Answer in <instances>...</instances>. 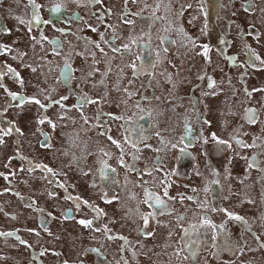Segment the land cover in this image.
I'll list each match as a JSON object with an SVG mask.
<instances>
[{
    "label": "flooded vegetation",
    "instance_id": "flooded-vegetation-1",
    "mask_svg": "<svg viewBox=\"0 0 264 264\" xmlns=\"http://www.w3.org/2000/svg\"><path fill=\"white\" fill-rule=\"evenodd\" d=\"M64 3L35 0L42 6L39 14L44 20L59 16L51 13V7ZM157 3H161L159 9ZM201 3L102 0L87 4V0H80L78 5L67 0L61 9L63 19L54 25L37 26L29 0H0V46L12 50L0 55V69L11 65L23 78L24 86L21 88L11 73L0 79V84L25 97L36 96L45 104L49 101L39 89L51 87L55 89L51 99L68 96L63 103L70 109L69 119H59V106L49 105L46 114L56 124L53 129L47 122L38 123L44 112L38 105L17 107V101H10L5 88H0V128L14 125L22 132L4 137L0 144V172H22V179L11 177L13 192L26 201L35 200V207L44 210L41 214L25 207L18 196L4 193L9 185L3 180L0 232L13 231L15 235L0 237V264H264V247L260 246L264 244V144L257 141L258 146L241 148L233 139L239 133L238 138L249 145L257 137L264 140V91L252 92L264 89V66L256 61L255 68L234 67L227 59L235 56L237 64L246 63L245 44L264 59V0H211L210 4L203 0L208 16L201 11ZM165 4L171 5L170 13ZM250 4L254 7L246 10ZM153 11L165 18L152 23ZM121 17L133 23L126 24ZM89 25L97 31H91ZM113 30L118 37L114 43L121 48L130 44V36L140 37L150 31L151 46L160 53L159 62L156 51L149 56L147 47L131 44L133 54H123L122 59L123 50L114 53L110 44L101 40L100 33H104V40L111 41ZM161 36L165 37L163 43ZM50 41H59L61 47L54 52L56 45ZM94 43H99L103 52ZM203 45L209 46L207 60L198 54ZM136 54L141 55L140 60H135ZM65 57H70L73 68L70 85L60 82ZM146 58L155 63L154 68ZM129 61L142 64L144 71L134 75L130 67H124ZM90 72L93 75L89 76ZM207 78L215 81L214 89H209ZM210 91L217 94H205ZM74 93L98 100L83 109L89 118V124L84 125L86 132L81 131L80 113L72 108L77 102ZM249 108L258 114L255 124L246 122L245 109ZM98 113H103L99 121ZM105 126L109 131L99 135ZM213 133L231 143V148L218 145ZM109 135L122 145L124 161L133 167L120 164L121 150L108 140ZM45 140L50 147H41ZM101 148L111 157L104 156ZM72 154L79 158V168ZM253 158L258 168L248 167ZM99 159L115 169L114 173L109 170L111 179H102L96 171L101 167ZM27 161L65 173L59 180L66 191L49 185L40 170L29 172ZM80 168L91 171L84 175ZM165 185L168 196L174 198L167 200L170 212L157 214L145 227L134 213L137 201H141L142 213L151 212L142 203L145 189L162 196ZM49 191L55 196H49ZM105 193L107 199H117L107 203L101 198ZM66 195L89 201L103 215L97 216L83 204L77 210L73 200L64 199ZM189 196L195 199H187ZM202 203L206 207H201ZM69 209L72 218L64 219ZM223 209L243 217L247 224L229 219ZM177 216L184 217L182 224L177 223ZM204 216L222 225L214 241L212 230L201 227L193 232L189 227L199 225ZM80 219L92 220L93 224L86 228L78 223ZM186 228L188 236L183 231ZM109 235L116 238L109 240ZM17 236L31 247L20 244ZM119 237H126L127 244Z\"/></svg>",
    "mask_w": 264,
    "mask_h": 264
},
{
    "label": "snow or ice",
    "instance_id": "snow-or-ice-1",
    "mask_svg": "<svg viewBox=\"0 0 264 264\" xmlns=\"http://www.w3.org/2000/svg\"><path fill=\"white\" fill-rule=\"evenodd\" d=\"M71 2L72 3H77L79 5L80 0H71ZM101 2H102V0H87V4L101 3ZM133 2H135V0H133ZM161 2H163V0H161ZM29 3L33 6L34 11H33V14H32V19H33V21H35L37 26H39L41 23L44 24V25H48V24H53L54 25L57 21L63 19V13L61 12V9L66 6L67 0H65L64 4H55V5H53L51 7V13H59L60 15L59 16H54V17L50 16V18L48 20L42 19V17L39 14V8L42 7V6H37L35 4V0H29ZM125 3H127V0H125ZM208 3L210 4L211 0H208ZM160 6H161V3H157L155 7H156V9H159ZM164 6H165L166 11H168L170 13L171 12V5L170 4H165ZM145 7H149V5L146 4ZM188 7H191V5H188ZM200 7H201V11L204 12L205 4L203 3V0H202V3H201ZM253 7L254 6L250 4L249 7L246 10L250 11ZM204 14L206 16L209 15L208 12H204ZM126 15H127V13H125V16ZM136 15H139V13H136ZM164 18L165 17H163V16L157 17L156 14H155V11H153L151 13L152 23H155L158 20L162 21ZM121 19L126 24H132L133 23V21L125 19V17H121ZM20 23H24V21L21 20ZM109 27H111V26H109ZM205 27H207V24L205 25ZM89 28L93 32L97 31V29L96 28H92L91 25H89ZM31 30H32V23L29 22V32H31ZM58 30L63 31V29H58ZM161 31L164 32V33H167L168 29L167 28H162ZM249 35H252V33L250 32ZM256 35L258 36V34H256ZM100 36H101V40H103V42L105 44H110L111 50L114 53H121L122 50H123L122 59L125 58L123 54H128V55H132L133 54L132 53V47L130 46V44L131 45H138L141 48L147 47L149 49V56H151V53L153 51H156L151 46L152 35H151L150 31L144 33V35H142L140 37H131L130 36L129 37L130 44L129 43H125V44L122 45V48L121 47H117L115 45V43H114L115 39L118 38L116 33H115V30H113V36H112L111 41L110 40H104V33H100ZM145 36H147V40H145ZM45 39H46V37H45ZM160 39H161V42L163 43L164 40H165V37L161 36ZM187 39H188L189 43H193L194 44V42L191 40V38H187ZM50 43H55V45H56V47L53 49L54 52H56V50L59 47H61V44H60L59 41H55V42H51L50 41ZM94 46L96 48H100V44L99 43H94ZM11 51H12L11 48H9L7 46H0V55H7ZM100 51L103 52V49L100 48ZM165 51H167V49H165ZM208 52H209V46L208 45H203L202 46V52L198 53V54L203 55L206 58V60H207ZM244 53H245V55H246V57L248 59H247L246 63H241V64H237L236 63L237 57L228 56L227 59L230 61L231 66H234V67H248V66H251V67L255 68V67H257L256 61H259L260 66H264V59H261L259 54L256 53L251 48L250 45H247V44L244 45ZM106 55L107 54L105 53V56ZM156 56H157V62H159L160 53L158 51H156ZM15 58L19 59L20 56H17ZM140 59H141V55L140 54H136L135 60H140ZM146 63H149L153 68L155 67V63H153L150 59L146 58ZM124 67H130L132 69L134 75L138 74V71L139 72L144 71L143 65L142 64L138 65L135 61L127 62L124 65ZM32 71H35V68H33ZM9 73H11L12 77L17 81L19 86L21 88H23V86H24L23 78L20 77L19 73L11 65H6L2 69H0V79H3ZM163 74L167 75V73H163ZM88 75L91 76V75H93V73L90 72V73H88ZM242 76H243V74H242ZM205 78L206 77H204V76L200 77V79H205ZM72 79H73V68H72V65H71V62H70V57H65L64 66L61 69L60 82L66 84V85H70ZM207 79H208V87H209V89L210 90L214 89L215 88V81H213L211 78H207ZM86 80H87V78H85V82H86ZM101 83H104V82L101 81ZM0 88H5V90L7 91V94L9 96V98H10V101H17V104H16L17 107H21L24 103H31V104L38 105L41 109H43L44 112L42 113L41 117L38 120L39 124H44L45 122H47L53 129L56 128V124L50 118H48V116L46 114L49 105H58L59 106L60 111L56 114L59 119H69V117L67 116V113H68V111H70V109L63 103V101L67 100L69 97L68 96H61L58 100H52L51 99V95L53 94L55 89H53L51 87H49L47 89H39L40 95L44 96V98L49 101L48 104L42 103L41 99L37 98L36 96L25 97L22 94H17V93L11 92V91L6 89V85H4V84H0ZM125 91H127V89H125ZM258 91H264V89L256 88V89L252 90V92H258ZM74 94L77 96V102H76V104L72 105V108L76 109L80 113V119L83 121V124L81 125V131H85L86 132L87 129L84 127V125H88L89 124V118L85 115L83 109H84L85 105L97 104L98 100L89 98L87 96V94H79V93H74ZM128 94H129V96L133 95V93H128ZM205 94L206 95L207 94L215 95L217 93L215 91H210V92H207ZM246 94L251 96L252 93L248 92L246 90ZM140 112L143 113V109H140ZM102 115H103V113H98L97 114V118H96L97 121L100 120V117ZM108 115H111V114H108ZM112 118L113 119H122L123 117H115V116H113ZM245 119H246L247 123L255 124L257 122V119H258V114H257L256 110L252 109V108L245 109ZM107 131H109V129H107V127L105 126V131L101 132L99 135H105L107 133ZM188 131H189V127L186 125L185 133L187 134ZM13 133H17V134H21L22 135L21 129L18 128V127H15L14 125L7 126V127H4V128H0V144L4 143V137L10 136ZM239 135L240 134L237 133L236 136L233 139H234L235 143L241 148H249V147L258 146L257 145V141H260V143L264 144V140H262L261 138L257 137V138H255L253 140V144L249 145V144L245 143L244 141L240 140L238 138ZM212 138H213V140H215L217 142L218 145H226L228 148H231V143H229L228 141L220 140L216 136L215 133L212 134ZM108 140L111 141V143L113 145H115L117 148H119L121 150L120 157H119L120 164L123 167H126V168L133 167V166H129L128 164L125 163V161L123 159L125 153H124L122 145L117 140H114L110 135L108 136ZM183 140H184V137H181V142H183ZM50 146L51 145H50V143L47 140H45L41 144V147H45V148L50 147ZM176 146H177L176 144H172L173 148H175ZM187 146L188 145H185V148H187ZM133 147H135V144H133ZM137 151H139L138 148H137ZM182 151H183V149H182ZM100 152H102L104 156L111 157V155H112L110 152L105 151L103 148L100 149ZM65 154L67 155L68 153L66 152ZM72 155H73V160L75 162L76 167L79 168L80 167L79 158L76 157L75 154H72ZM20 158L26 160V158H24V157H20ZM136 158H137L136 156H133L134 160ZM12 159L13 158H10L9 162H11ZM27 164H28V171L29 172H34L37 169L40 170L41 173H43L41 178L47 180L49 185H53V186L59 187V188H64L65 191H66V185L59 180V177L61 175H66L65 173L58 172V171L54 170L53 168L49 167L47 164H43V163L32 164L31 161H27ZM99 164L101 165V167L98 168L96 171L99 172L101 178L102 179H111V177L109 176V170L114 173L115 169H111L110 165H108L107 162L105 160H103V159H99ZM6 167H7V165H6ZM248 167L249 168H253V167H257L258 168L259 165H258L256 159H254V158L251 159L250 162H249ZM80 170L83 172L84 175H88L89 171H91V170L85 171L83 168H80ZM15 175H16L15 172H11V173H8V174L0 172V177H2L5 181H7L8 185H9L8 187H6L3 190V192L4 193H12V194L18 196L21 201H25V207L32 208L35 211L43 214V212H44L43 209L35 207V205H36V201L35 200L26 201V198L21 196L20 193L13 192V189H12L13 181H12V179H10V177H14ZM112 182L115 183L114 180ZM193 191H195V190H193ZM205 191H207V189H205ZM0 194H2V193H0ZM48 194H49V196H55V192L54 191H49ZM101 198L104 199L105 202H107V203H111L113 200L117 199V197H115V196L112 197V199H107V194L106 193ZM165 198H167V199H165ZM64 199L73 200L77 210H79L80 207H81V204H83V205L91 208L94 212H96L97 216L103 215V211L101 209H99L98 207L93 206L87 200H82L80 197H75L74 198V197H72L70 195H66L64 197ZM168 199H174V198L168 196V188H167L166 185L163 188V195L162 196L159 195V194L153 193V192L149 191L148 189H145V198L142 201V203L146 204L150 209H152V211L147 213V214L142 213L140 211V209H139V203H141V201H137V207L134 210V213H135L136 216H139V218H141L143 220L144 226L147 227V225L149 223V220L150 219H155L157 214L164 215L166 212H170V209H169L168 203H167ZM181 199H184V197H181ZM187 199L192 200V199H195V197L189 196V197H187ZM200 206L201 207H206V203H202ZM212 210L216 211L217 209L213 208ZM2 211H3V208H0V212H2ZM129 211H133V210L130 209ZM222 211L225 212V214L227 215V217L229 219H234V220H237V221H243L245 224H247V221H244L243 217L235 215L234 213H230V212L227 211V209H223ZM5 215L7 216L8 214L5 213ZM48 216H51V213H48ZM63 218L64 219L72 218V214H71V210L70 209L66 211V213L63 216ZM176 219H177V223L178 224H182L183 220H184V217L183 216H177ZM78 223L80 225L86 227V228H90L92 226V224H93V221L92 220H86V219H80L78 221ZM189 227H190V229L193 232L199 231V229L201 227L206 228L208 230H212L214 234L212 235L211 239L213 241L216 239L215 232L218 231V230H222V225L218 226V225L212 223V221L207 216H204V217L201 218V222H200L199 225L193 224V225H190ZM28 231L34 232L35 230L29 229ZM105 231L106 232L109 231L106 226H105ZM183 231L185 233V236H188L189 229L186 228ZM36 234L39 235V233H36ZM49 234H51V233H49ZM14 235H15V233L13 231L0 232V237H12ZM143 235L148 236V235H151V233L144 232ZM16 238H17V240H19L20 244H22V245H24L26 247H31V245H28L27 241L21 239L18 236ZM114 238H116V237H113L111 235L108 236L109 240L114 239ZM119 238L124 240L125 244H127V238L126 237H119ZM184 238H185L184 236L181 237V239H184ZM256 240L259 242V240H260L259 236H256ZM188 243H191V241L190 240L186 241L185 247L188 246ZM260 246L264 247V244H261ZM124 247H125V245L121 246V251L124 250ZM181 251H183V248L181 249ZM41 255H44V253L41 252ZM175 255L177 256V258H180V252L175 253ZM184 258L187 259V257H184ZM64 264H67V262L65 261ZM125 264H127V261H125Z\"/></svg>",
    "mask_w": 264,
    "mask_h": 264
},
{
    "label": "rangeland",
    "instance_id": "rangeland-1",
    "mask_svg": "<svg viewBox=\"0 0 264 264\" xmlns=\"http://www.w3.org/2000/svg\"><path fill=\"white\" fill-rule=\"evenodd\" d=\"M2 172L5 173V174L11 173L10 170H8V169H4V170H2ZM16 178L17 179H22L23 178V173L22 172L16 173ZM10 179H11V177H10ZM3 180L4 179L2 177H0V188L1 189L4 187Z\"/></svg>",
    "mask_w": 264,
    "mask_h": 264
}]
</instances>
